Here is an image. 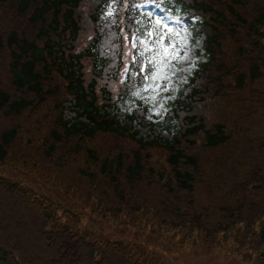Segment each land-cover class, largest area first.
<instances>
[{
    "label": "trees",
    "instance_id": "trees-1",
    "mask_svg": "<svg viewBox=\"0 0 264 264\" xmlns=\"http://www.w3.org/2000/svg\"><path fill=\"white\" fill-rule=\"evenodd\" d=\"M146 1L0 0V264H183L196 245L264 264V112L251 126L217 120L209 105L232 87L264 92V0H152L169 20L201 17L207 60L164 120L141 108L123 126L110 108L136 97L114 99L124 61L113 14L144 36ZM234 49L253 55L247 70L226 67ZM73 95L89 121L69 126L61 104ZM134 121L180 127L173 140H146ZM100 134L113 146L91 147Z\"/></svg>",
    "mask_w": 264,
    "mask_h": 264
},
{
    "label": "rangeland",
    "instance_id": "rangeland-1",
    "mask_svg": "<svg viewBox=\"0 0 264 264\" xmlns=\"http://www.w3.org/2000/svg\"><path fill=\"white\" fill-rule=\"evenodd\" d=\"M148 6L150 8L149 11L157 20L154 22L153 26L154 39L150 37H144L142 39L141 48L143 53L141 52V55L145 58L146 54L150 58L154 70L149 74L147 81L145 80L142 86H139L137 81V79H139L138 76L134 81V86L138 88L135 93V96L138 97L137 103L129 102L114 107L113 111L118 116V119L123 121V125H127L124 115L134 113L137 106L140 105V102L148 107L146 119L155 121L163 119L166 114L168 102L173 100L178 95L180 89L188 84L198 70L199 64L207 60L204 50V35L203 33H197L198 23L200 21L199 18L192 19L191 21L180 18L167 20L164 14L162 16L159 15L162 10L157 11L153 3L148 4ZM87 8L88 7H86L85 10H87ZM1 20L4 21V13H0V22ZM164 25H167V27H164ZM232 34L235 38L239 35H234L233 32ZM164 37H167V40L164 39ZM234 37L229 38L230 41H233V44L236 42L233 40ZM236 46L237 45L234 46L235 49L237 48ZM235 49L229 53L226 59V67H229L233 61V66L234 64L237 65L236 67L234 66L236 69H241L242 71L247 70L253 55L248 54L244 60H239L234 52ZM125 59L126 61L129 60L128 54ZM145 59L147 60V58ZM256 86L257 84L255 87ZM116 87L117 82L113 87L114 90H116ZM228 90L230 93L223 99L209 103L213 117L217 120H221L223 113H225L227 118H230V122L245 121L251 126L262 124L263 117H259V114H261L260 112H264V106L259 95L264 93L263 87L257 86L254 92L250 93L251 96L247 95V90L239 94L235 92L234 87ZM243 103L250 105V108L242 109L241 112L237 114V118L235 111L237 112V107L240 105L242 106ZM73 116L74 114L69 118ZM135 129L140 130L139 137L146 140H173L178 133V125H175V127H172L170 130L161 132H153L151 129L141 128L139 125H135ZM88 141L91 147L95 146L97 149L102 148L104 145L105 147H111L113 143H115L113 139L108 138L104 134H100L93 139L88 138ZM22 146L23 145H21V148L13 146V150L16 149L15 154L17 153L21 156L20 153L25 151V147ZM241 147H243V145ZM31 157H29V159ZM36 164L37 162L35 161V164L32 165L43 169V167H38ZM45 170L46 168L42 171H35L36 176L45 180ZM65 177L66 173H62L59 180L67 181L68 179H65ZM111 231L112 227H110V232ZM39 243L43 244L41 239H39ZM180 262L183 264H239L235 259L229 258L223 253L208 249L201 245L186 247L184 251L180 252Z\"/></svg>",
    "mask_w": 264,
    "mask_h": 264
},
{
    "label": "snow or ice",
    "instance_id": "snow-or-ice-1",
    "mask_svg": "<svg viewBox=\"0 0 264 264\" xmlns=\"http://www.w3.org/2000/svg\"><path fill=\"white\" fill-rule=\"evenodd\" d=\"M158 23H159V21H158ZM164 27H167V25H164ZM164 39H166V40H167V37H164Z\"/></svg>",
    "mask_w": 264,
    "mask_h": 264
}]
</instances>
